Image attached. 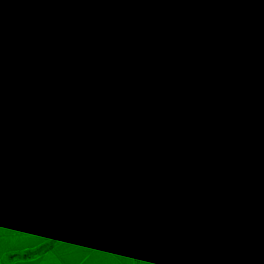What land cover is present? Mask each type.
Instances as JSON below:
<instances>
[{
  "label": "crops",
  "instance_id": "1",
  "mask_svg": "<svg viewBox=\"0 0 264 264\" xmlns=\"http://www.w3.org/2000/svg\"><path fill=\"white\" fill-rule=\"evenodd\" d=\"M171 16L209 59L230 38L219 66L258 67L243 88L264 103V0ZM0 58V264H264L239 98L150 0H0ZM245 119L264 152V111Z\"/></svg>",
  "mask_w": 264,
  "mask_h": 264
},
{
  "label": "trees",
  "instance_id": "2",
  "mask_svg": "<svg viewBox=\"0 0 264 264\" xmlns=\"http://www.w3.org/2000/svg\"><path fill=\"white\" fill-rule=\"evenodd\" d=\"M181 0H170V1H166V0H150L151 3V9L164 21H167L168 23H170L175 29L179 30L180 32H182V34L184 35L186 41L194 48V50L197 52V54L199 55L202 63L208 67L209 69H211L212 71L216 72L220 78V80L222 81V83L224 84V86L226 88H228L229 90L233 91L234 93L237 94L238 98H239V113L240 116L248 130L249 136H250V140L252 143V146L254 148L255 151V156L257 158H261L264 160V152L261 150L260 148V143H259V139L258 136L256 134V132L254 131L252 125L245 119V116L250 113L251 111H264V103H262L258 108L251 110L247 107L246 105V94L243 88V80L245 79V77L247 75H249L250 73L254 72L257 70L258 67L253 68V69H249L247 71H245L242 76L240 77L239 81L236 84H232L229 82L226 73L222 70V68L219 66L218 62H219V58L223 55L226 54L228 46H229V40L230 38H228L225 42V44L223 45L219 55L214 58V59H209L207 57V55L205 54L204 50L202 49V47L199 45V40H201L203 38V36H205V33L196 28L195 26H193L190 22L188 21H179L177 19H175L174 17L171 16V8L178 2H180ZM0 63H1V58H0ZM4 66V65H3ZM5 68V67H4ZM8 69L5 68V71L10 73L11 76L15 79V80H24L26 77V71L25 69L17 66V65H12L9 64ZM26 80V79H25ZM143 193L140 192L139 195H141ZM123 202H120L118 204H121Z\"/></svg>",
  "mask_w": 264,
  "mask_h": 264
},
{
  "label": "built area",
  "instance_id": "3",
  "mask_svg": "<svg viewBox=\"0 0 264 264\" xmlns=\"http://www.w3.org/2000/svg\"><path fill=\"white\" fill-rule=\"evenodd\" d=\"M258 240L260 242V246L262 249H264V232H262L259 236H258Z\"/></svg>",
  "mask_w": 264,
  "mask_h": 264
}]
</instances>
